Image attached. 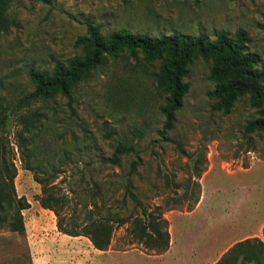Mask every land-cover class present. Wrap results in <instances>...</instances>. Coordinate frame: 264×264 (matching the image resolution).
Instances as JSON below:
<instances>
[{"label": "rangeland", "instance_id": "374dc122", "mask_svg": "<svg viewBox=\"0 0 264 264\" xmlns=\"http://www.w3.org/2000/svg\"><path fill=\"white\" fill-rule=\"evenodd\" d=\"M7 15L8 28L0 32V114L9 118L1 142L17 168V194L31 207L23 212L25 235L0 227V264H145L154 256L131 243L130 224L114 226L106 252L85 237L60 233L57 217L36 200L42 188L27 164L39 177L57 176L52 186L64 200L60 209L67 230H79L101 201L123 217L133 212L132 203L122 200L134 161L139 162L134 193L143 206L167 211L164 217L175 231L180 222L173 215L187 213L203 194L193 237H212L221 209L236 204L237 197L252 219L264 217V139L245 133L256 110L244 97L229 115L213 111L211 61L190 65L189 92L165 138L160 135L165 103L157 85L160 64L142 55L134 59L124 52L107 59L73 92V111L60 97L22 102L35 89L31 69L51 72L78 56L75 43L89 25L103 35L125 30L152 38L175 33L214 40L220 32L242 31L264 69V0H10ZM29 118H39L40 124L22 133L29 144L27 159L18 145ZM119 142L134 148L120 168L107 162ZM261 238L264 243V233ZM260 259L264 263V255Z\"/></svg>", "mask_w": 264, "mask_h": 264}, {"label": "trees", "instance_id": "16d2710c", "mask_svg": "<svg viewBox=\"0 0 264 264\" xmlns=\"http://www.w3.org/2000/svg\"><path fill=\"white\" fill-rule=\"evenodd\" d=\"M9 8L10 0H0V32L8 28ZM248 43V38L242 31L234 35L220 32L215 35L214 40L203 35L191 37L175 33L152 38L146 34H132L125 30L103 35L99 27L89 25L86 35L78 38L75 43V47L80 50L78 56L65 63H57L51 72L31 69L30 79L35 89L22 102L47 101L60 97L67 100L68 107L73 111V92L107 59L116 58L124 52L134 59L142 55L145 61L160 64L157 85L165 96L161 109L164 123L160 135L165 138L167 133L174 129L176 114L182 108L184 98L189 92L190 85L186 79L190 65L197 60L211 61L209 79L214 84V89L208 96L215 102L213 111L229 115L237 100L246 97L250 107L256 110L257 118L246 125L245 133L261 134L264 139V69L260 68L259 57L249 52ZM8 118L9 115L0 114V227L25 235L23 212L31 205L25 197H19L17 194V168L11 155L4 153L6 143L1 142V134L7 126ZM39 124V118L25 120V128L19 135L21 140L18 148L27 159L30 158L27 154L29 144L23 142L22 133L32 132ZM180 150L185 155V152ZM131 153H134L132 146L119 142L107 162L120 168L123 157ZM138 166V161L131 163L123 188L122 201L126 203V200H129L133 205V212L123 217L120 215L121 211L112 212L101 201V205L93 204L94 212L79 230H67L63 225L60 206L64 200L52 186L57 176L42 178L28 164L25 167L34 173L35 181L42 188L41 196L36 200L42 209L51 211L57 217V229L60 233L70 237H85L95 250L106 252L112 245L114 226L119 228L130 224L131 243L140 245L145 254L160 256L169 250L170 223L164 217L167 211L161 210L160 207L150 209L143 206L134 193L132 178ZM204 172L206 170L200 171L197 179H200ZM199 201L200 197L187 213L192 212ZM261 255H264V243L258 239L247 240L235 245L217 264H264L260 259Z\"/></svg>", "mask_w": 264, "mask_h": 264}, {"label": "crops", "instance_id": "0c3cea01", "mask_svg": "<svg viewBox=\"0 0 264 264\" xmlns=\"http://www.w3.org/2000/svg\"><path fill=\"white\" fill-rule=\"evenodd\" d=\"M242 201L237 197L236 204L224 205L220 212L222 220L215 228V235L199 239L197 233L193 237L192 232L193 228L197 227L198 216L202 215L205 204L203 194L192 212L173 215V219L180 222L179 230L175 231L173 221H169L171 222L169 250L160 256H148L149 259L143 262L145 264H217L235 245L247 240L263 239L261 237L264 231V217L252 219L248 216L249 211L244 209L245 205ZM260 211L262 210L257 213ZM240 228L243 230L239 231Z\"/></svg>", "mask_w": 264, "mask_h": 264}]
</instances>
